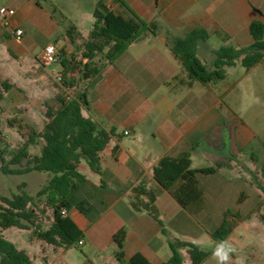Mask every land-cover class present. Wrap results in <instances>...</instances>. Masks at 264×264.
Masks as SVG:
<instances>
[{
    "label": "crops",
    "instance_id": "obj_1",
    "mask_svg": "<svg viewBox=\"0 0 264 264\" xmlns=\"http://www.w3.org/2000/svg\"><path fill=\"white\" fill-rule=\"evenodd\" d=\"M123 2L146 23L155 22L157 30L155 34L145 30L139 39L127 44L119 53L118 44L105 47L97 57L102 66L84 85L88 106L83 113L106 130L114 129L111 139L99 153L105 186H100V176L85 161L80 162L78 170L94 189L88 199L97 215L92 221L75 209H70L69 215L93 248L108 247L113 253L106 258H88L91 264L117 263L113 235L121 228L126 230L125 259L140 252L153 264H172L168 263L171 250L162 226L170 237L197 243L199 236H210L218 224L207 220L208 228L200 225L195 214L184 209L155 181L152 167L162 156L175 157L184 151L190 153L194 168L222 163L215 173L198 177L204 203L197 213L206 211L209 198L218 206V211L224 212L231 209L226 197L233 201L242 191L241 185L234 182L243 180L251 185V159L262 166L251 150V140L257 137L264 149V121L260 120V111L251 116L254 122L236 115L232 102H225L221 92L212 90L213 82L203 84L205 90L200 91L193 90L198 81L189 86L182 84L186 74L171 51L167 37L182 36L196 27L205 29L208 38L199 43L197 55L205 57L211 65L213 50L219 46H247L252 42L249 23L253 19L264 23V0ZM35 3L39 5L37 0ZM108 6L122 18L131 15L113 0ZM14 16L13 22L20 26ZM55 31V27H48L50 39L44 42L41 50L47 43L54 42L59 55L61 52L75 53V44L69 41L66 30ZM1 38L7 39L16 51H29V44L23 38L16 41L0 29ZM213 38L216 43L211 41ZM259 65L264 67V58L250 69ZM202 152H209L210 162L194 164V153ZM260 170L253 183L259 204H263L264 192L257 183L264 187V165ZM139 183L157 191L154 205L161 222L146 211L130 209V190Z\"/></svg>",
    "mask_w": 264,
    "mask_h": 264
},
{
    "label": "trees",
    "instance_id": "obj_2",
    "mask_svg": "<svg viewBox=\"0 0 264 264\" xmlns=\"http://www.w3.org/2000/svg\"><path fill=\"white\" fill-rule=\"evenodd\" d=\"M130 12V16L122 18L103 1L98 2L95 20L87 35L78 31L74 24L66 28V36L75 44L76 52L66 55L61 52L60 81L56 83L61 90L70 89L73 97L66 100L58 94L61 101L57 109L46 107V121L41 131L34 128L28 137L11 154L4 156L0 149V173L21 174L29 171L44 172L48 175L47 184L31 195L26 191L12 193L6 196L0 193V264H31L29 255L16 247L2 235V230L8 227L31 229L32 236L48 244L67 248L75 241L81 240L83 231L69 215L70 209H75L92 221L97 212L87 197L80 194V187L87 186L89 196L94 194L92 185L78 170L80 162L85 161L89 168L100 176V186H105L102 178L99 153L114 134V129L106 130L83 111L88 106L84 85L95 77L102 63L98 59L105 47L120 45L118 53L129 43L140 38L145 30L155 34V22L146 23L140 19L123 0H113ZM108 27V28H106ZM252 42L247 46L221 45L213 50L212 68L197 55L200 42L208 38L205 29L196 27L182 36L167 37V43L173 54L180 60L186 74L182 84L191 85L193 81L202 84L218 82L225 78V67L239 62L246 70L260 63L264 58V23L253 19L249 23ZM5 88L11 87L6 81ZM42 140L39 154H30L29 144ZM16 167H13V166ZM222 163L194 168L188 151L175 157L162 156L152 167L155 181L164 188L189 213L199 212L204 203V194L198 186V177L215 173ZM73 180V183L71 182ZM23 184V183H22ZM264 192V187L257 183ZM88 190V191H89ZM157 191L147 188L143 183L133 186L128 196L132 211H146L161 222L157 217L154 202ZM51 209V223L47 228L41 227L38 212L39 203ZM61 208L66 209L62 215ZM38 209V210H37ZM264 218V215H261ZM242 215L232 209L223 212L221 222L210 233L216 241L224 240L242 221ZM162 233L167 237L171 256L168 263L183 264L181 250H185L190 264H202L208 257V252L198 244L170 237L168 230L162 226ZM125 228L119 229L113 240L116 244L114 253L116 264H153L142 253L137 252L125 259L124 240Z\"/></svg>",
    "mask_w": 264,
    "mask_h": 264
},
{
    "label": "rangeland",
    "instance_id": "obj_3",
    "mask_svg": "<svg viewBox=\"0 0 264 264\" xmlns=\"http://www.w3.org/2000/svg\"><path fill=\"white\" fill-rule=\"evenodd\" d=\"M37 1L39 5L35 3V0H0V7L7 6L15 9V22L24 30L22 38L29 44L28 52L16 51L7 39H0V149L3 150L6 158H9L28 137L32 128L42 130L46 121L44 115L46 107L57 109L61 104L58 94L62 97L67 91L73 94L72 90H61L56 85L58 82L56 78L61 68L58 61L45 65L35 57L44 42L50 39L48 27H55L57 33L65 31L69 25L74 24L79 32L86 34L92 28L98 2L110 4V0ZM215 40L216 38H213L211 41L216 43ZM198 56L200 57L199 54ZM201 59L208 64L205 57ZM208 66L212 68L209 64ZM225 73V78L215 82L211 87L212 90L216 93L221 92L225 102H232L236 115L253 121L250 119L251 116L254 112L260 111V120L263 122L264 67L259 65L246 70L239 62H236L234 65L226 66ZM3 81L11 84V87L5 88L2 85ZM196 83L194 91L205 90L203 84ZM41 146L42 140L38 139L37 143L29 144L27 150L30 154H39ZM251 150L262 166L260 167L259 163L252 158L251 185L247 181H235L236 185H241L242 191L233 201L231 197H226L225 200L231 204V209L238 211L243 217L230 235L224 239L235 249L230 264H240V260H243V264H264V218L261 217L264 215V203L259 204V197L255 192L256 186L253 183L256 172L260 174V168L262 169L264 165V149L257 137H252ZM193 158L194 164L200 165L208 164L211 156L209 152H202L198 155L194 153ZM47 181L48 175L39 171L32 170L21 174L0 173V193L10 196L12 193L26 191L35 195L37 190L47 184ZM88 190L87 186H82L80 194L90 198V190ZM208 200L206 211L200 214L195 213L197 222L206 228L209 227L208 222H217L219 225L223 215V211H218V206L212 199ZM42 208L45 212H38L39 219L41 227L47 228L51 223V209L44 205V200L39 203L38 209ZM31 231V229L18 227L2 230L4 238L29 255L31 264H91L88 258L95 260L113 255L108 247L93 248L91 241L85 235L81 237V243L75 241L67 248H61L33 237ZM206 235L203 234L201 237L198 235L196 239L198 240L196 244L208 252V257L202 264H215L211 250L218 241ZM182 255L183 264H190L185 250H182ZM105 264L112 263L106 261Z\"/></svg>",
    "mask_w": 264,
    "mask_h": 264
},
{
    "label": "built area",
    "instance_id": "obj_4",
    "mask_svg": "<svg viewBox=\"0 0 264 264\" xmlns=\"http://www.w3.org/2000/svg\"><path fill=\"white\" fill-rule=\"evenodd\" d=\"M14 14V8L7 6L0 7V29L9 34L14 40L20 41L24 35V30L13 22ZM38 58L43 64L51 65L58 61L59 51L56 48L55 44L50 42L43 47ZM56 79L58 82L60 81L59 76H57ZM72 97L73 95L69 91H67L64 95V98L66 100H70ZM60 212L62 215H66L67 213L65 208H61ZM78 242L81 243L82 240H79Z\"/></svg>",
    "mask_w": 264,
    "mask_h": 264
},
{
    "label": "clouds",
    "instance_id": "obj_5",
    "mask_svg": "<svg viewBox=\"0 0 264 264\" xmlns=\"http://www.w3.org/2000/svg\"><path fill=\"white\" fill-rule=\"evenodd\" d=\"M234 247L226 240L218 241L211 250V256L213 257L215 264H230ZM240 264H243V260H240Z\"/></svg>",
    "mask_w": 264,
    "mask_h": 264
},
{
    "label": "water",
    "instance_id": "obj_6",
    "mask_svg": "<svg viewBox=\"0 0 264 264\" xmlns=\"http://www.w3.org/2000/svg\"><path fill=\"white\" fill-rule=\"evenodd\" d=\"M71 182L73 183V180Z\"/></svg>",
    "mask_w": 264,
    "mask_h": 264
}]
</instances>
